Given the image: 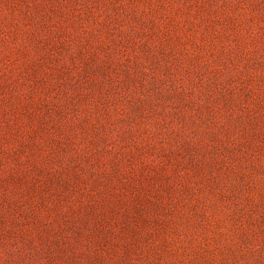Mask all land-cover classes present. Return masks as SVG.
Returning <instances> with one entry per match:
<instances>
[{
    "label": "rangeland",
    "instance_id": "obj_1",
    "mask_svg": "<svg viewBox=\"0 0 264 264\" xmlns=\"http://www.w3.org/2000/svg\"><path fill=\"white\" fill-rule=\"evenodd\" d=\"M0 264H264V0H0Z\"/></svg>",
    "mask_w": 264,
    "mask_h": 264
}]
</instances>
